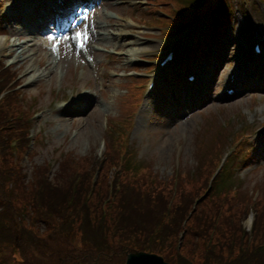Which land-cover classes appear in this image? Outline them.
I'll list each match as a JSON object with an SVG mask.
<instances>
[{
	"label": "rangeland",
	"instance_id": "1",
	"mask_svg": "<svg viewBox=\"0 0 264 264\" xmlns=\"http://www.w3.org/2000/svg\"><path fill=\"white\" fill-rule=\"evenodd\" d=\"M115 1L116 0H114V2ZM250 3L251 2L247 1V6ZM116 10L126 14L124 12V6ZM241 16L240 11L237 10L235 13V24H238ZM260 16L264 17L262 11ZM101 19H103V16ZM120 22H122V20L117 18L113 19L110 25L111 28L115 29L120 25ZM206 24H208L206 21L200 23L198 28L200 32L203 31ZM254 25L255 22L251 27H254ZM168 26L169 24H167L166 28ZM98 30L101 31L103 28L99 27ZM22 36H26L25 32H22ZM180 38L181 37H179V39ZM224 38H229L228 30L225 31ZM16 42L17 39L14 38L5 43L7 46L5 53L14 52V55H0V58L6 57L7 61L13 64L16 59L25 61L24 63L23 61L18 62V64H23L17 67L24 74L22 90L28 95L30 100V95L32 96L35 94L34 106L38 108L42 105L39 104V101L46 99L45 103H47L50 97H48V94H52L54 89L57 90L60 86H63L65 80H74L71 66L76 57H74L71 50L69 51V49H66L61 52V58L55 69L52 68L51 70L50 67L40 68L37 64L39 63L40 54H42V52L34 55L33 59H28L27 50L18 56L17 54H19L20 50L16 49L14 45ZM95 42L100 44L109 42V45L118 44L120 50H122L123 47V42L117 38L105 40L99 37ZM122 52H124V50H122ZM234 54L235 44L233 41H230L224 50V58L221 59V65L215 67L217 71H215L214 80L211 83L212 89H207V95L204 97V103L201 105L191 106L190 104L185 106L180 104V102H183L184 98H191L193 95L192 91H194L192 87L185 93L180 91L181 97L179 101H177V112L174 111V101L172 102L168 94L157 97L158 99L153 102L151 109L143 119V123L146 125V129L150 136L158 141V146L154 149L155 151L147 162L158 175L167 177L171 175V173H175L173 169L176 168L175 165L177 164L179 174L183 177L185 187H192L195 182H198L202 177H196L198 167L201 165L200 161L205 162L207 168L208 165L211 164L212 151L216 150L219 146L222 147L220 152L224 149L226 150L227 145L232 143V136L230 133L240 127H245V131H248L251 134V138H253L249 141L251 154L259 153L260 155V157L256 155L254 159H249L247 161L249 164L253 162L249 169L259 165H261V167L254 168L252 171L248 172L249 169H243L244 164L240 165L237 161H233L231 164L232 172L230 176L235 178L239 188L243 190L249 191L254 185L264 186V147L261 151L257 152L258 150L253 146L254 141H256V139L254 140L256 136L255 133L258 128L264 124V90L254 89L251 85L253 79L247 78V80H251V83H246L240 94L229 98L220 97L222 95V86H220V84L227 71L232 69L234 66L233 63L236 61L233 58ZM96 60V72L91 68H86L92 76L95 74L97 75V79L92 78L91 80L97 84V88L94 90L96 93H89V95H87L84 102L85 108L82 109L84 113L78 115L76 112L77 110L60 112L59 115H62L65 121L58 128L56 124L52 122V120L56 118V114L46 115V112H44L42 116L35 120L36 128L44 129L48 132L50 138V144L43 147L44 152L36 157V162H40L42 158L50 156L56 159L60 152L64 151L71 153L79 160H84L87 157H90V160H92L93 154L97 155L99 152L102 138H107V134H105V116L107 115L109 119L113 116L117 117L121 115L123 109H125L123 103L126 104L128 97L126 80L118 78L108 79L107 74H109L116 65L113 64L110 67L104 66L100 56H96ZM33 71L36 72L35 75H40V80H29ZM61 72H63V77ZM85 86L91 87L90 83H86ZM196 87L197 86H195V88ZM180 110L181 112L179 113L178 111ZM244 117L246 120L243 119ZM174 118H177V125L172 128V120H174ZM82 124H85V128L80 130L76 137L73 138L69 136L71 130ZM228 125L230 130L229 137L225 143H222L228 130ZM160 135L164 136L161 140L158 138ZM191 171L193 172V178H189V172ZM203 172L204 174L207 173L205 167L203 168ZM56 175L57 178H55ZM59 176V172L51 176V181L49 183H51L52 187L58 186L59 184L65 186L66 183L69 182L68 179L54 181V179H63V176ZM95 178L98 180L97 186L102 188L99 194L105 195L106 189L111 186L109 184L112 181V173L109 172L106 166H101L92 180ZM77 180L78 177L76 181ZM140 189L143 190V188ZM170 194H172V192H170ZM173 194L175 193L173 192ZM136 195L137 192L134 193V196ZM175 195L180 197L181 191H177ZM191 226L194 225L191 224ZM44 236L46 240L53 243V248H50L51 253L46 256V259L52 262L64 261V252L58 249L61 243L60 236L55 232L45 231ZM74 245L75 254H79V252L83 250L82 245L77 243H74ZM38 257L39 256L35 255V258ZM105 261L106 264H123V256L121 254L116 256L110 255Z\"/></svg>",
	"mask_w": 264,
	"mask_h": 264
},
{
	"label": "trees",
	"instance_id": "2",
	"mask_svg": "<svg viewBox=\"0 0 264 264\" xmlns=\"http://www.w3.org/2000/svg\"><path fill=\"white\" fill-rule=\"evenodd\" d=\"M2 82L0 80V89L5 83ZM7 97L14 102L15 93H7ZM2 112L6 113L7 111L3 110ZM2 112L0 115L4 116ZM1 116L0 118H2ZM7 117L8 114L3 118ZM8 160L10 161L9 157ZM90 163L92 166L93 163ZM61 171L69 174L67 166L62 167ZM63 172L59 177L63 176ZM198 173H201V170ZM45 176L44 166L36 170V182L44 181ZM59 181H63V179H59ZM31 182L36 185V182L32 180ZM202 184L203 182H198V184H194L195 186L181 190V195L191 197V194L199 188L196 186ZM183 185L181 188L184 187ZM68 186L70 187V183L69 185L66 183L65 186L59 184L52 187L51 183L45 182L41 194L45 197V204L59 202L61 206L65 205L69 191ZM164 187L150 193L142 202L130 204L125 210L124 220L118 226L103 228L96 222L92 226L88 222V217L83 223H80L83 227V237L90 240V244L95 247L94 254L101 257L112 252L116 247L124 252L126 249L120 245L126 244L130 247L138 245V240L133 239L130 235L139 232L141 237L143 234L147 235L152 232L158 226L159 219H163L166 211L162 207L161 200L165 195ZM193 187L196 188L192 190ZM80 199H82V195ZM197 202L199 203L194 210H191L190 215L194 226L187 227L185 232L177 222V215L178 217L183 216L186 209L187 211L191 209V203L186 202L188 207L179 206L175 209L176 216L173 218L172 226H176L177 231H182L183 235V237L177 235V263L264 264V210L256 213L252 231L248 232L243 228L242 223L249 207V202L245 203L244 198L238 197L232 203L227 198L222 200L221 195L212 190L205 199H199ZM54 210H57L56 207ZM91 210L97 218L100 213L94 204ZM56 213L59 214V211ZM168 236L174 237L172 233H169Z\"/></svg>",
	"mask_w": 264,
	"mask_h": 264
},
{
	"label": "water",
	"instance_id": "3",
	"mask_svg": "<svg viewBox=\"0 0 264 264\" xmlns=\"http://www.w3.org/2000/svg\"><path fill=\"white\" fill-rule=\"evenodd\" d=\"M139 254L137 253H134V254H128L127 255V259H126V264H145L142 259H139ZM153 260L156 264H167V263H164L163 261H161V259L159 257H156V256H153ZM139 259V260H138ZM157 259V260H156ZM138 261H140L138 263ZM148 264H152V261H150Z\"/></svg>",
	"mask_w": 264,
	"mask_h": 264
},
{
	"label": "bare ground",
	"instance_id": "4",
	"mask_svg": "<svg viewBox=\"0 0 264 264\" xmlns=\"http://www.w3.org/2000/svg\"><path fill=\"white\" fill-rule=\"evenodd\" d=\"M120 31H121V29L119 30V31H117V34H119L120 33ZM0 43H1V40H0ZM1 46V45H0ZM4 49H0V53L3 51Z\"/></svg>",
	"mask_w": 264,
	"mask_h": 264
},
{
	"label": "snow or ice",
	"instance_id": "5",
	"mask_svg": "<svg viewBox=\"0 0 264 264\" xmlns=\"http://www.w3.org/2000/svg\"><path fill=\"white\" fill-rule=\"evenodd\" d=\"M81 34L80 33H77V36L79 37Z\"/></svg>",
	"mask_w": 264,
	"mask_h": 264
}]
</instances>
